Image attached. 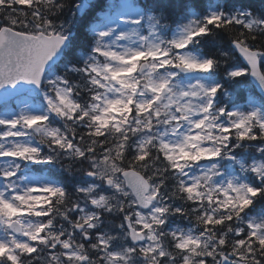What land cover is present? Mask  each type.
<instances>
[{
	"label": "snow or ice",
	"instance_id": "6c2138e0",
	"mask_svg": "<svg viewBox=\"0 0 264 264\" xmlns=\"http://www.w3.org/2000/svg\"><path fill=\"white\" fill-rule=\"evenodd\" d=\"M0 264H264V4L0 0Z\"/></svg>",
	"mask_w": 264,
	"mask_h": 264
},
{
	"label": "trees",
	"instance_id": "16d2710c",
	"mask_svg": "<svg viewBox=\"0 0 264 264\" xmlns=\"http://www.w3.org/2000/svg\"><path fill=\"white\" fill-rule=\"evenodd\" d=\"M232 2L234 3H248V2H251V3H254L257 7H259L261 4H264V0H232ZM200 3L203 5L204 3V0H200ZM247 88H245V91H246ZM261 210V205H257L256 206V213L259 214ZM180 224H182V222H179Z\"/></svg>",
	"mask_w": 264,
	"mask_h": 264
},
{
	"label": "rangeland",
	"instance_id": "374dc122",
	"mask_svg": "<svg viewBox=\"0 0 264 264\" xmlns=\"http://www.w3.org/2000/svg\"><path fill=\"white\" fill-rule=\"evenodd\" d=\"M245 88H247V86H245ZM179 222H182V224L184 223L183 226H187V221H183V220L177 221V223H179ZM179 224H180V223H179ZM182 224H181V225H182Z\"/></svg>",
	"mask_w": 264,
	"mask_h": 264
}]
</instances>
